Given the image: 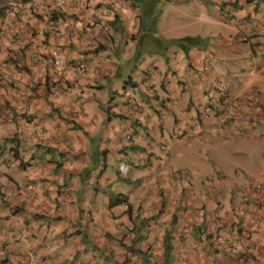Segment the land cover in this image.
<instances>
[{"label": "crops", "instance_id": "1", "mask_svg": "<svg viewBox=\"0 0 264 264\" xmlns=\"http://www.w3.org/2000/svg\"><path fill=\"white\" fill-rule=\"evenodd\" d=\"M9 1L0 264H162L164 234L163 264H264V0H156L154 34L140 1ZM184 36L202 44L168 43ZM217 80L226 103L201 120Z\"/></svg>", "mask_w": 264, "mask_h": 264}, {"label": "trees", "instance_id": "2", "mask_svg": "<svg viewBox=\"0 0 264 264\" xmlns=\"http://www.w3.org/2000/svg\"><path fill=\"white\" fill-rule=\"evenodd\" d=\"M144 4L145 7V11L141 10L140 8V18L146 14L147 18L150 19V27H149V32L153 34L152 31H155V22H156V17H157V12L153 10V2H156V0H144V3L142 2L143 0H135V2H139ZM144 12V14H143ZM116 18V16H114L113 20ZM112 20V22H113ZM155 39H159V38H155ZM168 43L180 46L183 50V52L185 53L187 51V48L191 47V46H197L201 43L200 38L195 37V36H184L178 39H173V40H168ZM202 44V43H201ZM121 202H125V198L124 196L117 194L114 195L112 197L109 198L108 201V205L109 206H113L116 205L118 203ZM129 205L126 209L127 212H129ZM170 244L168 241V237L167 234H164L163 237V263L167 262V258L169 257V253H170ZM150 264H155V263H150Z\"/></svg>", "mask_w": 264, "mask_h": 264}, {"label": "built area", "instance_id": "3", "mask_svg": "<svg viewBox=\"0 0 264 264\" xmlns=\"http://www.w3.org/2000/svg\"><path fill=\"white\" fill-rule=\"evenodd\" d=\"M50 56L54 66L59 67L62 64L61 57L56 50L50 52ZM84 67L83 62H78L75 65L78 73H82L85 69ZM207 68L206 64L202 65V70H206ZM259 69L264 72V63L259 66ZM226 98V86L221 80L215 81L206 91V104L199 111V119L203 120L207 115L212 114L216 109L223 106L226 103Z\"/></svg>", "mask_w": 264, "mask_h": 264}, {"label": "rangeland", "instance_id": "4", "mask_svg": "<svg viewBox=\"0 0 264 264\" xmlns=\"http://www.w3.org/2000/svg\"><path fill=\"white\" fill-rule=\"evenodd\" d=\"M5 0H0V3H3ZM12 2L11 1H9V2H7V4H11ZM6 4V5H7ZM194 28H197L198 30L200 29V27L197 25V24H195L194 23ZM220 31V34H223V35H226V32H227V28H223V27H219L218 28V32ZM153 32V34H154V32L155 31H152ZM161 41V40H160ZM148 42H150L149 40H145L144 41V44H148ZM164 44V43H163ZM245 53H247V52H245V51H242V54L243 55H245ZM250 55V54H249ZM248 55V56H249ZM248 56H247V59H248ZM246 57V56H245ZM242 61H244L243 59L239 62V64L240 65H243L244 63H242ZM104 110L106 111V108H104ZM106 132V128H103V130H102V132H101V135H104V133ZM105 137L104 138H102V140L105 142ZM106 143V142H105ZM199 148V147H198ZM204 150L203 149H201V155H200V157H202L203 159H207L208 158V155L207 154H205L204 152H203ZM224 152V151H223ZM221 153V152H220ZM106 164H107V171L109 172V173H111V171H118L119 172V174H120V177H123V178H125V177H127L128 178V176H127V173H126V169H124V166H123V163H120L119 162V160L117 161V159H114V157L113 156H111L110 155V157H106ZM173 164H175V165H177V166H182V165H189L190 166V163H189V158L185 155V152L184 151H178L174 156H173V158H172V161H171ZM183 167V166H182ZM186 169H188V168H186ZM122 183H124L125 184V182H122ZM141 201V200H140ZM140 201L139 202H137L136 204H139L140 203ZM213 262V261H212Z\"/></svg>", "mask_w": 264, "mask_h": 264}, {"label": "clouds", "instance_id": "5", "mask_svg": "<svg viewBox=\"0 0 264 264\" xmlns=\"http://www.w3.org/2000/svg\"><path fill=\"white\" fill-rule=\"evenodd\" d=\"M2 9V12L0 13V21L3 20V17L6 15V14H14L15 16H18L20 14L23 13L24 11V6L21 2H12L11 4H7L5 5ZM1 24V22H0ZM216 111L217 109L212 113V114H209V115H213V114H216ZM200 112H198V115H199ZM208 116V115H207ZM199 117V116H198ZM205 119V118H204ZM259 186H255V188H257ZM120 206H122L123 210L126 211L127 207H128V204L127 202H121V203H118ZM117 205V204H116ZM114 206V205H113ZM11 211H14V209H12ZM129 211H130V208H129ZM163 262V261H162Z\"/></svg>", "mask_w": 264, "mask_h": 264}]
</instances>
